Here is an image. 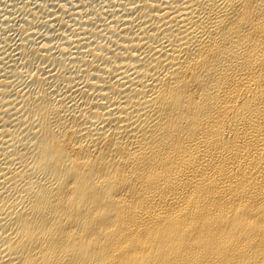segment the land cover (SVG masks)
Listing matches in <instances>:
<instances>
[{"label":"bare ground","instance_id":"obj_1","mask_svg":"<svg viewBox=\"0 0 264 264\" xmlns=\"http://www.w3.org/2000/svg\"><path fill=\"white\" fill-rule=\"evenodd\" d=\"M105 2H3L0 264H264V0Z\"/></svg>","mask_w":264,"mask_h":264},{"label":"rangeland","instance_id":"obj_2","mask_svg":"<svg viewBox=\"0 0 264 264\" xmlns=\"http://www.w3.org/2000/svg\"><path fill=\"white\" fill-rule=\"evenodd\" d=\"M2 1H3L4 3L6 2L7 4H8V3H9V4H12L11 2H14V1H16V0H2ZM8 1H9V2H8ZM17 1L19 2L20 0H17ZM95 1H96V0H95ZM95 1H94V0H93V1L90 0V2H91L92 5H95V4H96V5H95L96 7H98L97 5L100 6V3L103 4V3L105 2V0H97L96 2H95ZM99 1H100V2H99ZM3 2H1L2 4H0V14H1V15L4 13V11L1 10V7H2V5H3ZM39 2H40V1H39ZM93 2H94L95 4H93ZM42 3H43V2H41V4H42ZM97 3H98V4H97ZM105 3H106V2H105ZM105 3H104L103 5H105ZM14 4H15V3H13L12 6H13ZM44 4H45V2H44ZM102 4H101V6H102ZM42 6H44V7L46 8V4H45V5H42ZM8 8L10 9V7H8ZM42 9H44V8H42ZM14 12H15V11H14ZM13 14H15V13H13ZM13 16H14V15H13ZM13 16H12V17H13ZM15 16H16V14H15ZM1 18H2V16H0V19H1ZM11 19H12V18H11ZM0 22H2V21H0ZM9 23H11V22H9ZM9 23H8V24H9ZM1 24H2V23H0V26H2ZM5 25H6V24L3 23V26H2V27L4 28ZM9 25H10V24H9ZM0 28H1V27H0ZM12 32H13V33H11V32H9V33L12 34L11 36H14V37H12V38L16 39V38H17V37H16V36H17V32H16V31H12ZM14 33H15V34H14Z\"/></svg>","mask_w":264,"mask_h":264}]
</instances>
